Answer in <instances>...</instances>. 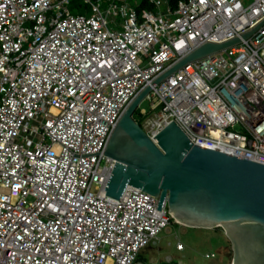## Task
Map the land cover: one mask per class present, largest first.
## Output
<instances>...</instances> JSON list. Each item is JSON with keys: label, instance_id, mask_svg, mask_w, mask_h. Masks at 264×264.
<instances>
[{"label": "built area", "instance_id": "built-area-1", "mask_svg": "<svg viewBox=\"0 0 264 264\" xmlns=\"http://www.w3.org/2000/svg\"><path fill=\"white\" fill-rule=\"evenodd\" d=\"M72 1L0 0V264H138L173 220L137 186L106 195L111 135L179 60L264 20V0H83L91 15ZM145 100L152 138L174 121L195 144L264 164V25Z\"/></svg>", "mask_w": 264, "mask_h": 264}, {"label": "water", "instance_id": "water-1", "mask_svg": "<svg viewBox=\"0 0 264 264\" xmlns=\"http://www.w3.org/2000/svg\"><path fill=\"white\" fill-rule=\"evenodd\" d=\"M263 25L222 43L206 42L165 71L127 107L105 150L116 162L106 195L120 199L129 185L137 186L160 197L158 209L167 202L173 221L223 227L232 264H264V164L195 144L174 121L152 138L134 114L154 85L190 62L240 44Z\"/></svg>", "mask_w": 264, "mask_h": 264}, {"label": "rangeland", "instance_id": "rangeland-1", "mask_svg": "<svg viewBox=\"0 0 264 264\" xmlns=\"http://www.w3.org/2000/svg\"><path fill=\"white\" fill-rule=\"evenodd\" d=\"M135 2L137 0H134ZM107 3H103V8ZM73 14L91 15L93 8L83 0H74L69 5ZM141 107L154 113L151 100H145ZM134 118L143 123L145 117L140 115V109ZM182 243L184 249L179 250L178 244ZM214 253L213 257H207ZM233 247L223 227L205 229L188 227L172 221L160 233L156 242L143 248L139 261L143 264H232Z\"/></svg>", "mask_w": 264, "mask_h": 264}, {"label": "trees", "instance_id": "trees-1", "mask_svg": "<svg viewBox=\"0 0 264 264\" xmlns=\"http://www.w3.org/2000/svg\"><path fill=\"white\" fill-rule=\"evenodd\" d=\"M74 1V0H73ZM173 1V3L175 4L178 0H172ZM139 122V121H138ZM140 123V122H139Z\"/></svg>", "mask_w": 264, "mask_h": 264}, {"label": "crops", "instance_id": "crops-1", "mask_svg": "<svg viewBox=\"0 0 264 264\" xmlns=\"http://www.w3.org/2000/svg\"><path fill=\"white\" fill-rule=\"evenodd\" d=\"M138 264H141V261H138Z\"/></svg>", "mask_w": 264, "mask_h": 264}, {"label": "bare ground", "instance_id": "bare-ground-1", "mask_svg": "<svg viewBox=\"0 0 264 264\" xmlns=\"http://www.w3.org/2000/svg\"><path fill=\"white\" fill-rule=\"evenodd\" d=\"M178 223H181V222H178ZM181 224H183V223H181ZM184 225V224H183Z\"/></svg>", "mask_w": 264, "mask_h": 264}]
</instances>
